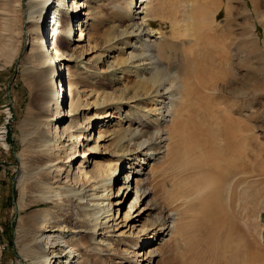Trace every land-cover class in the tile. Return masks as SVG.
Here are the masks:
<instances>
[{
    "label": "bare ground",
    "instance_id": "1",
    "mask_svg": "<svg viewBox=\"0 0 264 264\" xmlns=\"http://www.w3.org/2000/svg\"><path fill=\"white\" fill-rule=\"evenodd\" d=\"M131 1L129 16L132 22L123 29L120 28L118 31L122 37L126 36L128 38L126 41L124 40L125 43L131 42V44H128L129 47L133 48L134 51H138H131L123 63L118 62V60L111 61L112 65L109 64L111 65L109 66L111 68L110 70L116 71L117 69L119 72L116 71L118 75L114 78L112 76L110 82L117 83L120 81L122 76H119V73L125 72L126 69L129 72L131 71L137 80L132 86H127L126 89L124 88L125 90H122L121 94L118 95L112 92L110 94H104L103 92H98V90L88 91L80 89L79 87L77 88V86L74 89L69 86L68 90L67 85L62 82L64 77L63 67L64 69L66 67L64 64L66 62L67 64L69 62L77 63L78 60L85 58L84 47L86 45L89 46L92 39L91 33H89L90 31L87 30L88 24L91 23L89 20L92 19V16L88 10L89 4L86 0H71L69 2L68 0H25L23 3L22 15L24 17L23 24L27 28V39L33 36L31 37L32 39L30 38V42L32 40V46L28 53L30 66H27V73L33 77L34 82L40 87L38 100L41 104L39 105L42 111L49 112L51 102L55 105L52 107V111H50L52 113L51 116L47 118L53 124L54 135L57 138L60 136L64 139L61 143L56 142L55 145L50 142V138L45 136L44 133L34 139L33 153L31 155L33 157L32 161H34L36 169H38L34 174H40L42 176L41 180L38 183L36 182L38 184L37 186H41L42 189L39 191L37 199L35 200L39 203L56 202L59 210L66 213L69 211L68 208H64L66 201L68 203V201L74 200L80 209L87 211L92 205L90 204L91 201L95 198L97 200L95 207L98 209V211L93 213L94 217L92 218L88 216L90 211H87L86 216L72 214L69 224L63 221L64 218L62 219V215L60 216L50 211L51 208L43 209L41 213H36L34 217L30 218V216L27 218L26 222L30 220L32 222V220L35 221L37 219L38 221L35 222L36 228L40 230L46 228L45 231L47 233L44 235L49 246H45L44 249L49 248L51 250L52 248V257H55L53 261L51 260L49 262L50 264L81 263L80 259L84 254L78 249L75 241H72L75 236L65 239L63 235L68 229L74 235H82V238L88 234L89 238L93 241H96L100 236L99 243L108 246H111V243L107 240L115 238L116 241H121L125 245V247L120 249L122 257L129 262L132 261L140 264L143 261L144 264H148L157 251L150 248L148 252L147 250L146 252H142V248L147 245V242H150V238L152 240L155 237L159 239L160 235L171 225L169 223L170 220H168L169 215H166L165 209L162 206L174 205V209L182 214L180 216H183V206L186 205L190 209L196 205L197 209L201 207L204 210L203 213H206L207 210L208 215L203 218L204 220L207 219V223L203 225L208 231L210 230L209 234L215 238V246L212 249L209 247L211 250L210 254L206 250H201L199 253L194 254L195 262L197 264H207L205 257L208 253L212 258L213 264H241L245 258L240 262V257L235 256V253L228 255L226 250L227 248L229 249L227 247L229 245L228 241L221 244L222 242L219 240L221 235L226 234L228 237L229 231L237 230L236 223L231 218V215L228 217L230 209L232 208L234 210L235 207H239V204L241 209H249L248 205H251L249 199L255 197V194H251L254 193L251 189L254 186H259L258 182L260 181V177L258 175L264 177V159L262 154H260L261 143L257 142L259 140L257 135H253L251 138L255 142L253 148L250 149L243 143L247 140V136L236 130L239 127V123L232 115V112L235 111L234 105L227 107L229 110L219 108L220 105L218 106L219 102L217 103L215 96L218 95H216V82L219 79L220 81L229 80L235 56L239 57L241 54L246 55L247 60L245 61L246 63L248 61L250 62V64L247 63L248 70L253 78H256L259 72L262 73L264 71V68L262 70L256 64H252L254 57H258L264 64V54L261 55L260 52L262 51L258 47L259 44H257L258 42H256L254 37L255 33L252 30V27L254 28L255 25L251 22L250 14L237 12L239 18H242L240 19L241 21L239 20L237 22L233 18L229 22L231 25L234 23V26L241 29L242 32L236 36L237 38L233 39L229 34L221 33L222 30L219 31L218 25H213L215 22L214 13L218 11L217 8H219L220 2L210 11L211 20L208 22L207 18L210 19L208 17L210 15L207 8L208 2L207 0H203L201 3L202 6L200 5L201 8L196 6L197 8H194L195 10L191 12L192 18L189 24V30L190 41L193 43L190 47L181 49L180 54L177 56L178 61L170 62L168 59L169 55L164 56L166 55V51L163 54L166 43H162L158 39L152 43L146 41L147 37H153L155 35L154 32L158 30L156 29L154 31L152 26L155 21L149 12L150 9H147V6H145L146 4L148 5L150 0H140L139 5V0L136 4L135 0ZM256 1L253 0L255 11L257 10ZM144 3L145 5L142 7ZM132 7L136 8L134 12L132 11ZM86 8H88V11L85 10ZM138 8H142V10L140 9L141 11H138ZM246 11L251 12V9H246ZM139 12L143 14V19L138 22L135 18ZM232 12L233 7L229 5L226 9L227 16L232 17ZM76 23L78 26H76ZM80 25L81 27H79ZM78 27L81 28L79 30V36L75 34L76 28ZM44 30L46 37L43 35ZM51 34L54 38L55 36L59 37L62 35L66 44L63 48L60 47V49L55 44H51L52 46L48 45L44 55L41 56V51H39L41 50V44H45L47 41L49 42L50 40L48 38L52 37ZM129 39H133L134 41ZM50 47L51 50H49ZM109 50L112 52L114 49L110 48ZM86 51L88 52V50ZM162 58L167 59V61L165 59L167 65L163 63L164 59L162 61ZM87 60L89 61L90 59ZM245 65L241 61V66L243 67ZM250 81V78L248 81H242L244 88L238 89L237 92L243 94L247 90L256 94V86L254 82L249 84ZM67 90L69 91L70 103L69 109L65 111L63 108L64 105L62 109L61 106L65 102ZM84 95L90 97L96 96L95 102L93 103L92 101L82 105L81 96ZM193 96L198 98L201 104L205 103L204 106L198 107L207 110L200 114L203 124L198 123L197 125H193L189 123L187 125L186 123L187 120L184 113L189 111L191 113L189 101L194 100ZM143 98L150 99L151 106L149 108L142 107L143 109L136 111L134 115H129L127 112L121 114L125 112L122 110L121 103L130 100L136 104V101ZM116 102L119 104H115ZM90 105H93V107H90ZM100 107H107L106 113L98 117L97 115L95 117L89 115L90 108L97 110ZM198 110L194 109L195 112ZM82 112L83 120L80 119V113ZM115 112L118 113L117 115H121L120 121L123 124L128 123L126 129L129 131L127 133L129 135L127 137H130L135 142L134 147H132L133 149L130 148L131 150H128L127 156L125 154L122 157L123 160H118L120 161L119 166L123 165V161L128 160L129 174L127 177H123V185L118 184L116 197H118L122 188H124L125 195L129 191V193L133 191L129 189L130 173H134L133 178L135 175H138L139 167L143 166L146 159L158 153L162 148L161 141L163 135L159 133L161 131V125L159 124L163 117L166 116L165 113L169 112L174 114L175 117L169 127L168 138L171 144H167L168 152L166 156L170 160L167 162L163 161L159 168L151 172L152 174L147 180H136L135 197L130 201V207L124 213L122 224L115 222L119 208L117 209V215L113 214V209L114 205L123 204L120 203L123 198L112 201L115 198V195H113L115 192L113 191L114 186L112 187L113 183H111V188L109 189L110 195L106 191L108 182L120 178V175L117 176L112 171V167V169L107 168L111 164L109 163V165L108 163L96 160L95 166L93 165L94 168L86 169L84 165L75 167V164L81 156H83L82 159H85L84 156L87 150H95V155H99L101 146H103L104 150H106L105 153H107V146L109 144L106 145L105 141L104 144L98 142L106 139V131L103 134L100 130L95 140V145L92 148H86V146L89 147L88 143L93 138L92 133L89 132L91 129H94L90 128L92 127L91 124L95 120H102L104 122L102 125L105 127L108 125L111 130L110 126L114 124L112 123V119L114 118L115 120L117 117ZM252 115L255 117L256 111L252 112ZM99 117L101 118L99 119ZM67 118L71 119L70 122L63 123ZM134 124H137L135 126L136 129H132V125ZM152 125H157L158 136L156 135L153 141L155 133H151L150 137L143 139V137H147L145 136L146 130H149ZM140 126L143 127L139 131ZM5 131H1L3 135ZM113 131H116V129ZM73 137H76L75 143L77 146L74 150L75 152L72 154L74 144L70 143V140ZM82 145L84 148L82 150L80 149L82 151L80 152L79 147H82ZM109 154L110 157L116 155V151L109 152ZM54 171H64V173L66 171V173L65 175L62 174L63 176L61 175L62 179L60 178V173V177H55L53 180L46 182L43 176L54 173ZM175 175L180 180L176 184L178 189L174 194L167 192L162 196L161 192H166L165 187L168 184V180L170 178L174 179ZM63 177L65 178L64 181ZM39 178L40 176L37 181ZM43 186L49 188L43 189ZM100 189H103L104 192L101 193ZM258 190L256 196L262 195L263 189ZM152 191H154L158 203H154V201L148 198ZM202 195L204 196L202 197ZM200 197H202V201L199 202L197 200L199 202L198 204L193 202L194 199L201 200ZM105 200L107 201L105 202ZM189 200H193L192 205L189 204ZM156 203L160 206L158 207ZM22 208L23 206L19 207L20 210ZM158 210L160 211L158 212ZM111 221L113 222L112 224ZM139 221H141V224H138ZM174 226L176 227V236L185 234L187 229L181 221ZM123 227L126 230L118 231ZM56 231H59L58 234H55ZM125 238H128V241ZM248 244V254L246 253L244 257L253 258L258 250H253L252 245L249 242ZM57 246L65 247L63 250L64 257L56 255L54 248H57ZM139 247L141 248L138 249ZM68 254L70 256L66 257ZM46 261L47 259H41L40 257V259H36L32 264H45Z\"/></svg>",
    "mask_w": 264,
    "mask_h": 264
},
{
    "label": "rangeland",
    "instance_id": "2",
    "mask_svg": "<svg viewBox=\"0 0 264 264\" xmlns=\"http://www.w3.org/2000/svg\"><path fill=\"white\" fill-rule=\"evenodd\" d=\"M24 1L25 0H0V264H32L34 261H36V259H40V257L41 259H47L45 264H50L49 262L51 260L53 261L55 257H52V248L51 250L49 248L44 249L45 246H49L46 236L44 235L47 233L45 231L46 228L41 230L36 228L35 222L38 220L35 219V221L32 220L31 222L30 220L29 222H26L27 218H29L30 216V218L34 217L36 213H41L43 209L46 210L51 208L50 211H52L54 214H59L60 216L62 215V219L64 218L63 221L69 224L72 214L86 216L87 211H90V214H88V216H90L89 218H92L94 217L93 213L95 211H98V209H96L95 207V204L97 203V200L95 198L91 201L90 204L92 205L87 211H83V209H80L78 205H76V202L74 200H70L68 201V203L66 201L64 208L69 209V211H67L66 213L59 210L56 202L39 203L35 200L37 199L39 191L42 189L41 186H37V183L41 180L42 176L38 174L40 178L37 181L39 176L34 174L38 170L36 169L34 161H32L33 157L31 155L33 153L34 139L37 136L40 137V134L43 133L45 136L50 138V142L54 145L56 142L61 143L64 139L60 136H58L57 138L56 135H54L55 133L53 124H51L50 120L47 118L51 116L52 113H50V111H52V107H54L55 105L53 104V102H51L49 112L46 113L42 111L40 106L41 104L38 100V97L40 96V87L38 86V84H36V82H34L33 77L27 73V66H30L28 53L30 52L32 46V40L30 42V38L33 36L27 39V28H25L26 26L23 24L24 17L22 15ZM69 1L71 0H68V2ZM86 1L89 4V9L86 8L85 10H89L92 16V19L89 20V22L91 23L88 24L87 28V30L90 31L89 33H91L92 39L90 41V45H86L84 47L85 58L78 60L77 63L69 62V64H67L66 62L64 64V66L66 67L65 69L63 67L64 77L62 79V82L67 85L68 90L69 86H71L72 89L77 86V88L79 87L80 89H85L88 91L98 90V92H103L104 94H110L111 92L116 93L117 95L121 94L122 90H125L127 86H132L137 79L132 75L131 71L129 72L127 71L128 69H126L125 72L119 73V76H122L120 81H118L117 83H112L110 82V78L112 76L114 78L118 75V73H116V68V71L110 70L111 68H109V66L112 65L111 61L118 60V62L123 63L124 59L128 56V54H130L131 51H138H134L133 48L129 47L128 44H131V42L125 43L126 39L128 38H126V36L122 37V35H120V32L118 31L120 28L123 29L130 22H132V19L129 16V12L131 10L130 3L132 1ZM137 1L138 0H135V4ZM202 2L203 0H150L148 5H145L144 3L142 7H144L145 5L147 6V9H150L149 12L152 14L151 16L155 21L152 26L154 28V31L158 29L154 32L155 35L153 37H145L146 41L152 43L153 41L158 39L161 40L162 43H166V46H164L165 49L163 51V54L166 51V55L164 56L169 55L168 59L170 60V62L178 61L177 56L180 54L181 49L187 48L188 46L190 47L193 43L192 41H190L191 37L189 30V24L192 18L191 12L195 10L194 8H201ZM207 2L209 14L212 8H215V5L220 2V6L219 8H217L218 11H215L214 13L215 22L213 23V25H218L219 31L222 30L221 33L229 34L231 37H233V39L237 38L236 36L242 31L241 29L235 27L234 23L233 25H231L229 21L233 18L237 20V22L242 19L239 18L237 12H243L248 15L250 14L251 22H253L255 25L254 28L252 27V30L255 33V40L256 42H258L257 44H259L258 47L260 51H262L260 52L261 55L264 54V0L256 1V11L254 10L253 0H207ZM139 4L140 0L138 5ZM229 5L233 7L232 17H230L229 15L227 16L226 13V9ZM249 8L251 9V12L246 11V9ZM132 9V11L134 12L136 8L132 7ZM140 9L142 10V8H138V11ZM208 17L210 18H207L209 22L211 20V14ZM142 19L143 14L139 12V14L136 15L135 20L139 22L142 21ZM210 24H212V22H210ZM76 26H78L77 23ZM79 27H81V25ZM79 27L76 28L75 31V34H77V36H79V30L81 29ZM43 35H45V30ZM61 38L62 35H60L59 37L55 36V38L52 35L49 42L47 41L45 42V44H41V50H39L41 51V56L44 55L45 49L48 47V45L52 46L51 44H55V46L57 45L56 47L58 49H60V47L63 48L66 44V41L64 38ZM138 44L140 45V43ZM110 48L114 50L111 52V50H109ZM49 50H51V47L49 48ZM86 50H88V52ZM145 54L147 55V53ZM87 59H90L91 61H88ZM163 59L164 58H162V61ZM165 59L163 63L167 65V59L166 61ZM245 60L247 59L246 55L244 54H241L239 57L235 56V58L233 59V62L235 64L232 62L233 65L231 68V76L229 77V80L220 81L219 79L216 82V95H218L215 97L217 103L219 102V108L221 107L227 110V107L234 105L235 111L232 112V115L235 120L237 119L239 123V127H237L236 130H238L239 133L246 134L247 136V140L243 143L248 148H253V144L255 142L252 141L251 138L253 137V135H257L259 138L257 142L261 143L260 154H262V157L264 159V71L262 73L259 72V75L256 76V78H253L252 74H250V71L248 70V64H250V62L248 61L247 64ZM252 60V64H256L259 69L263 70L264 64L258 57H254ZM241 61H243L246 65L242 67ZM117 72H119V70ZM102 77L104 80L102 79ZM233 77L235 80L233 79ZM249 78L251 79L249 84L254 82L256 86V94H254L252 91L250 92L247 90H245V93L239 94L237 90L244 88L243 82L248 81ZM68 90L65 95V102L61 106L62 109L64 105L63 108L65 109V111L69 109L70 103ZM92 97L87 95L81 96L82 105H85L86 103L92 101L94 103L96 96ZM143 99L136 101V104L135 102H132L130 100L121 103L122 110L125 111L121 114H125L127 112V114L129 115H134L136 114V111L142 110L143 108H149L151 106V103L149 101L150 99ZM193 99V101H189L191 113L190 111L184 113V116L187 120L186 123L187 125L189 123L193 125H197L198 123L203 124L200 114L204 113L207 110L200 109L198 107L204 106L205 103L201 104L199 99L195 98L194 96ZM115 104L119 103L116 102ZM90 107H93V105H90ZM106 109L107 107H100L97 108V110L95 108H90L89 115L91 117H95V115H97V117L102 116L104 113H106ZM194 109L199 110L195 112ZM254 111H256V118L252 115V112ZM117 114L118 113L115 112V115ZM165 114L166 116L163 117L162 121L159 124L161 125V131L159 133L163 135V139L161 141L162 148L158 153H155L154 155L146 159L143 166L139 167L140 170L139 173H137L138 175H135V177L133 178L134 173H130L131 176L129 189H132L133 191H131V193H129V191L128 194L125 195L124 188H122L118 197H116V194L118 192V190H116L117 186L118 184L123 185V177H127V175L129 174L128 160L123 161V165L120 166V161L118 160H121L125 154L127 156V152H129L128 150L133 149L132 147H134L135 143L134 140L132 141L130 137H127L129 135L127 134L129 131H127L126 129V127H128V123L123 124L122 121H120L121 115L119 114L117 115L115 120L114 118L112 119V123L114 124L113 126L111 125L112 127L110 126L111 130L109 129L108 125L107 127L102 125V123H104L102 122V120H95L91 124L92 127L90 128L94 129H91L89 132L92 133L93 138L90 143H88L89 147L86 146V148H92V146L95 145V140L99 135L100 130L102 133L106 131V139L100 140L98 142L104 144L105 141L106 145L109 144V147L107 146V153H105L106 150H104L103 146H101V152L99 155H95V150H87L84 156L85 159H82L83 156H81L75 164V167L84 165L86 169L94 168L95 161L99 160L103 163H110L111 166L107 168L109 169L112 167V171L117 176L120 175V178H118L119 180L113 179L111 182H108L106 187V191L110 195L109 189L111 188V183H113L112 187L114 186L113 191H115L113 195H115V198H113L112 201L123 198L120 202L123 204L114 205V215H117V209L119 208V213L115 222H120L121 224L123 223L122 219L124 217V213L129 209V203L135 197L136 180H147V178L151 176V172L159 168L160 164L163 161L167 162L170 160V158L166 156V153L168 152L167 146L171 144V141L168 138L169 127L171 126V123L173 122L175 117L174 114H171L169 112H166ZM100 118L101 117H99V119ZM80 119H84L83 112L80 113ZM70 120V118H67L63 121V123H69ZM136 125L137 124L132 125V129H136ZM142 127L143 126L139 127V131L142 129ZM112 128L116 129V131H113L114 129ZM2 130H6L4 135L1 132ZM117 130L119 131L117 132ZM157 132V125H152L149 130H146L145 136L147 137H143V139H147L148 137H150L151 133H155L153 139L154 141ZM114 133L116 136L114 135ZM75 142L76 137H73L70 140V143L74 144V148L71 152L72 154L73 152H75L74 150L77 146ZM110 147L113 148L111 149ZM83 148V145L82 147H79V151L82 152L81 150ZM115 151L116 155H112L110 157L109 152L111 153ZM54 173H49V175L43 176L44 180L48 182L49 180H53V178L55 177L58 178L62 174L65 175L66 171L65 173L64 171H54ZM62 176L60 177L61 179ZM258 177H260V181L258 182L259 186H254L251 189V191L254 192L251 194H255L256 198L254 197L249 199V202L251 203V205H248L249 209L243 210L241 209L239 204V207H235L234 210H232L231 208L229 211L228 217L231 215V218H233L234 222L236 223L237 230H231V232L229 231L228 237L226 236V234L221 235L219 240L222 242L221 244H224L223 242L228 241L229 245H227V247H229V249H226L228 255H233L235 253V256L240 257V262L245 258V260H243L241 264H264V177H262V175H258ZM64 180L65 178L63 177V181ZM178 182H180L178 176L175 175L174 179L170 178L168 180V184H166L165 187L166 192H161V195L163 196L167 192H171L174 194L178 189L176 187V184ZM46 188L49 187L43 186V189ZM258 189H263V193L262 195L256 196V192L259 191ZM100 192L102 193L104 192V190L100 189ZM150 194L151 195H149L148 198L154 201V203H158V199L155 198L156 196L154 195V191H152ZM128 195L129 197L127 198ZM203 196L204 195H202V197ZM202 197H200L201 200L194 199V201L189 200L188 202H190L189 204L193 202L198 204L200 201H202ZM197 200L199 202H197ZM106 201L107 200H105V202ZM67 204L69 205L66 207ZM20 206H23L22 210L19 209ZM159 206L160 205H158V207ZM174 207V205L162 206V208L165 209L166 215H169L168 220L171 221H169L171 225H169L166 231L160 235L159 239L157 237H155L154 240L150 238V242H147V245L142 248V252H146V250L148 252L150 248L157 251L152 260L148 262V264H197L194 259V254L199 253L201 250H206L207 252L209 251L210 254V249L215 246V238H213V235L209 234L210 230L208 231V229L204 228L203 225L204 223H207V219H203L204 216L206 217L208 215L207 210L206 213L204 212V214V210H202L201 207L197 209L195 205L194 207L190 208V211V209L185 205L182 208L184 211V215L180 216L182 214L175 210ZM159 211L160 210H158V212ZM64 215L66 216L64 217ZM180 221L186 226L187 230L182 236H176V227L174 225H177ZM66 223L64 225H66ZM112 223L113 222L111 221V224ZM138 224H141V221H139ZM199 224H201V226H199ZM123 229L126 230V228L123 227L118 231H121ZM58 232L59 231H56L55 234H58ZM63 235L65 239L73 238L75 236L72 241H75L78 249L82 254H84V256L80 259V264H137L136 262H129L124 257H122L120 249L125 247V245L121 241H116L115 238L107 240L111 243V246H108L99 243L100 236L96 241H93L89 238L88 234H86V236L82 238V235H74L69 229L67 230V232H64ZM125 240L128 241V238H125ZM248 242L252 245L253 250H258L253 258L244 257L248 250ZM64 248V246H57V248H54L56 255L64 257ZM140 248L141 247H139L138 249ZM209 254H206L205 261L207 264H213L212 258ZM69 256L70 255L68 254L66 257ZM140 264H144V262L141 261Z\"/></svg>",
    "mask_w": 264,
    "mask_h": 264
}]
</instances>
